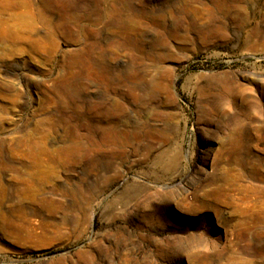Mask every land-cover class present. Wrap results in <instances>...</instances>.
<instances>
[{"label": "rangeland", "instance_id": "1", "mask_svg": "<svg viewBox=\"0 0 264 264\" xmlns=\"http://www.w3.org/2000/svg\"><path fill=\"white\" fill-rule=\"evenodd\" d=\"M0 1V264H264V0Z\"/></svg>", "mask_w": 264, "mask_h": 264}, {"label": "bare ground", "instance_id": "2", "mask_svg": "<svg viewBox=\"0 0 264 264\" xmlns=\"http://www.w3.org/2000/svg\"><path fill=\"white\" fill-rule=\"evenodd\" d=\"M7 26H8L7 24L0 23V38L1 39L2 38H10V39H12V31H10V28H8ZM173 161H174V159H173Z\"/></svg>", "mask_w": 264, "mask_h": 264}]
</instances>
